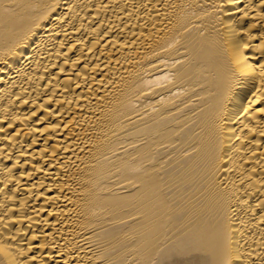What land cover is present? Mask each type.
I'll return each instance as SVG.
<instances>
[{"label":"bare ground","instance_id":"bare-ground-1","mask_svg":"<svg viewBox=\"0 0 264 264\" xmlns=\"http://www.w3.org/2000/svg\"><path fill=\"white\" fill-rule=\"evenodd\" d=\"M0 264H264V0H0Z\"/></svg>","mask_w":264,"mask_h":264}]
</instances>
